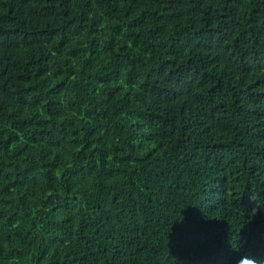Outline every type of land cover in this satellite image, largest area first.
I'll use <instances>...</instances> for the list:
<instances>
[{"label": "trees", "instance_id": "1", "mask_svg": "<svg viewBox=\"0 0 264 264\" xmlns=\"http://www.w3.org/2000/svg\"><path fill=\"white\" fill-rule=\"evenodd\" d=\"M264 0H0V264L264 255Z\"/></svg>", "mask_w": 264, "mask_h": 264}, {"label": "clouds", "instance_id": "2", "mask_svg": "<svg viewBox=\"0 0 264 264\" xmlns=\"http://www.w3.org/2000/svg\"><path fill=\"white\" fill-rule=\"evenodd\" d=\"M261 211H264V209L255 201V207L250 211L249 215L254 216ZM236 264H264V255L244 254L238 258Z\"/></svg>", "mask_w": 264, "mask_h": 264}]
</instances>
